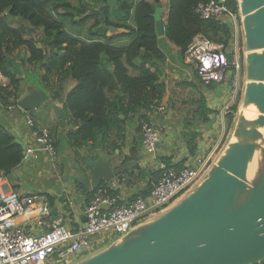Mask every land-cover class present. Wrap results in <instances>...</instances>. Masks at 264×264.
Masks as SVG:
<instances>
[{
  "label": "trees",
  "instance_id": "trees-1",
  "mask_svg": "<svg viewBox=\"0 0 264 264\" xmlns=\"http://www.w3.org/2000/svg\"><path fill=\"white\" fill-rule=\"evenodd\" d=\"M160 1L120 0L112 21L104 6L106 0H0V75L8 80L0 85V104L14 107L19 99L18 58L22 65L44 72L41 82L45 89L53 99L62 100L68 119L78 125L67 133L73 148L94 150L96 145L111 144L112 137L121 138L124 122L119 115L135 117L139 111L157 106L164 91L158 67L165 52L152 17ZM167 1L163 35L179 48L182 57L197 36L221 45L223 51L231 49L233 25L227 20H202L194 11L198 3L208 0ZM227 5L238 14L236 0H228ZM6 14L21 18L32 28L40 27L42 37H26L29 30L13 26ZM89 21L92 24L83 31ZM65 22L84 33L69 34ZM68 80L74 85L64 94ZM238 102L226 114L231 126ZM139 119L144 121V116L140 114ZM118 148L113 143L110 152ZM24 154V147L0 124V175H11Z\"/></svg>",
  "mask_w": 264,
  "mask_h": 264
},
{
  "label": "crops",
  "instance_id": "crops-1",
  "mask_svg": "<svg viewBox=\"0 0 264 264\" xmlns=\"http://www.w3.org/2000/svg\"><path fill=\"white\" fill-rule=\"evenodd\" d=\"M149 2L152 3L153 0ZM155 7L162 8L160 17L165 26L168 1L161 0ZM108 8L109 18L115 21L113 12L115 9ZM88 23L84 25L86 28L91 25ZM86 28H83V31ZM37 31L42 33V29ZM237 36L238 32L235 31L234 41L238 43ZM158 38L165 52V59L158 67L159 82L164 88L159 104L148 110L139 111L140 113L138 112L135 117H132V114L126 117L119 115L120 120L124 122L121 138L112 137L111 144L105 147L96 145L94 150L88 148L80 151L70 145L67 133L75 130L78 125L75 126L68 119L62 100L53 99L51 93L45 89L41 82L44 72L37 71L34 66L29 67L27 63L22 65L19 59L15 58L17 61L15 70L19 73L17 77L21 79L20 95L26 94L27 86H33L43 90L46 97L37 109L31 111L0 104V124L21 143L25 150H32L12 171V179L8 184L12 191L20 195L46 196L49 208V213L44 217L46 221L51 222L60 218L61 224L70 228L83 224L84 207L95 189L86 191L77 183L75 176L86 175L88 180H91L93 169L88 166L87 161L111 157L108 161L110 169L117 168L128 161H135L136 164L128 171L118 175L116 179L113 177L109 180L118 179L117 194L121 196L122 201L128 202L149 191L151 182L156 181L159 176L157 169L159 164L180 168L192 164L196 158L201 157L209 158L211 163L222 150L227 140L225 138L231 129L228 118L220 111L226 101L230 72H226L224 77L222 97H215L211 86L207 87L200 83L193 65L185 55L182 57L179 54V48L166 40L164 35ZM18 57L24 58L21 55ZM28 75L32 76L31 79ZM71 82L73 81H66L64 94L74 85V82ZM7 83V78L0 75V85ZM70 83L72 85L68 87ZM159 107H163L164 110L159 111ZM57 110L65 114L63 125L58 118ZM140 114L144 116V121L158 133L154 156L146 155L142 148ZM28 118L32 120L33 127L27 125ZM33 130L49 135L54 149L53 156H49L42 146L36 143L32 134ZM113 143L119 148L110 152ZM109 181H102L100 185L107 184ZM41 206L43 204L37 201L33 211L14 218V224L22 226L32 235L43 233L46 228L36 224L40 217L37 209ZM112 239V236L101 237L86 254L90 255L104 248L112 242ZM97 248L99 249L96 250ZM84 257L83 255L79 259Z\"/></svg>",
  "mask_w": 264,
  "mask_h": 264
},
{
  "label": "water",
  "instance_id": "water-1",
  "mask_svg": "<svg viewBox=\"0 0 264 264\" xmlns=\"http://www.w3.org/2000/svg\"><path fill=\"white\" fill-rule=\"evenodd\" d=\"M243 39V87L241 105L232 124L230 138L211 165L184 196L170 207L132 228L104 248L69 264H261L264 261V167L248 178L252 158L260 147L264 129V0H236ZM106 7L118 8V0H106ZM103 6V7H104ZM153 10L157 36L164 34L160 14ZM110 31L114 29L109 28ZM229 53V48L224 50ZM221 98L223 86L213 84ZM16 106L23 111L37 109L46 97L43 90L26 87ZM253 105L257 117L246 119L241 108ZM61 124L65 114L57 110ZM142 139V134L140 135ZM15 142L21 144L15 139ZM105 158L87 161L92 167L75 180L86 191L96 189L132 168L128 161L110 169ZM12 176H8L11 182Z\"/></svg>",
  "mask_w": 264,
  "mask_h": 264
},
{
  "label": "built area",
  "instance_id": "built-area-1",
  "mask_svg": "<svg viewBox=\"0 0 264 264\" xmlns=\"http://www.w3.org/2000/svg\"><path fill=\"white\" fill-rule=\"evenodd\" d=\"M227 2L228 0L200 2L194 11L202 20H227L234 27L239 15L231 11ZM238 52L239 45L234 41V36L228 54L223 51L221 45L197 36L187 48L185 56L193 65L200 83L205 86H223L226 72L232 71L231 67L238 69L235 65ZM228 85L226 101L220 110L223 116H226L231 100L235 97L236 77H233ZM158 109L164 110L163 107ZM26 123L33 127L30 118ZM140 125L144 153L154 156L158 133L145 121ZM32 134L36 143L40 144L49 156H53L54 149L49 135L36 130H33ZM31 152V149H26L24 158ZM209 163V158L201 157L180 168L159 164V176L156 181L151 182L149 191L128 202L122 201L121 196L117 194L118 179L100 185L84 207L85 221L76 228L62 225L60 218L46 221L44 217L49 213L47 197L20 195L10 189L7 177L0 175V264H69L74 258H77V261L88 253L101 237L112 236L116 239L123 236L138 224L154 218L170 207L176 202L177 195L186 192L202 177L206 171L205 166ZM37 201L43 206L37 209L40 217L36 224L46 230L41 234L32 235L22 226H16L14 218L33 211Z\"/></svg>",
  "mask_w": 264,
  "mask_h": 264
},
{
  "label": "rangeland",
  "instance_id": "rangeland-1",
  "mask_svg": "<svg viewBox=\"0 0 264 264\" xmlns=\"http://www.w3.org/2000/svg\"><path fill=\"white\" fill-rule=\"evenodd\" d=\"M6 19L8 20V22H10L13 26L15 25L16 27H21L23 30H29V32H27L28 34H26V37L27 36H30V37H32L34 40H39L41 37H42V33L41 32H39V31H37L38 29H40L41 30V28L39 27V28H32L31 26H29V24H27L26 22H23L22 20H21V18H19V17H10V16H8L7 14H6ZM235 22H236V25L234 26V30L235 31H237L238 32V45H239V52L237 53V62H236V66H238V69L236 70V69H232L234 72H232V71H228V72H230V79H229V81H231L232 79H233V77H236V80H237V87H235V88H237V90H236V94H235V97H234V99L233 100H231V103H230V107L229 108H231L236 102H237V100H239V102H238V105H237V111H236V113H235V117H236V114H237V112H238V109L240 108V105H241V93H242V87H243V82H244V77H243V73H244V71H243V61H244V54H243V44H242V42H243V39H242V29H241V22H240V18L239 17H237L236 18V20H235ZM88 24H92V21H89V23ZM64 27L67 29L66 31L69 33V34H74L75 33V35L77 34V35H82L84 32L83 31H81L80 33H78L77 31H76V28L74 27V26H72V24L70 25V23H68V22H65L64 23ZM83 28H86V26H83ZM234 35H235V32H234ZM37 45H39V44H37ZM16 55V54H15ZM13 58H14V56H13ZM15 62H17L16 60H15ZM29 67H33V65H30ZM28 77H29V79H31V75H28ZM69 81V80H68ZM69 83V82H68ZM71 83H73V82H71ZM69 84L68 85V87H70L72 84ZM233 89H234V87H233ZM240 94V96L238 97V95ZM228 111H229V109H228ZM228 111H227V113H228ZM234 117V119H236ZM234 122V121H233ZM233 124V123H232ZM231 128H233L232 126H231ZM226 131V130H225ZM232 131V129H230L229 130V132H228V135H227V137L225 138V140L226 139H228V137L230 138V132ZM230 133V134H229ZM215 158V157H214ZM214 158H213V160H214ZM212 160V161H213ZM212 163V162H211ZM211 163L210 164H207L206 166H205V170H207L208 169V167L211 165ZM201 177V176H200ZM199 180V179H198ZM197 180V181H198ZM196 181V182H197ZM196 182L194 183V184H196ZM193 184V185H194ZM193 185L189 188V189H191L192 187H193ZM188 189V190H189ZM187 190V191H188ZM187 191L186 192H182V193H180L179 195H177L176 197H175V200L177 201L179 198H181L182 196H184L186 193H187ZM163 210V209H162ZM161 210V211H162ZM113 239L112 240H114L115 239V237H112ZM111 239V238H110ZM106 246V245H105ZM104 246V247H105ZM99 248H97L96 250H98ZM102 249V248H101ZM95 250V251H96ZM100 250V249H99ZM98 250V251H99ZM86 255H89V254H84V256H86ZM83 256V255H82ZM76 259L77 258H74V259H72V260H70V262H75L76 261Z\"/></svg>",
  "mask_w": 264,
  "mask_h": 264
},
{
  "label": "bare ground",
  "instance_id": "bare-ground-1",
  "mask_svg": "<svg viewBox=\"0 0 264 264\" xmlns=\"http://www.w3.org/2000/svg\"><path fill=\"white\" fill-rule=\"evenodd\" d=\"M240 112L246 119L250 120H253L258 116L256 108L253 105L241 108ZM260 131L262 132V139L259 141L260 147L258 148L256 155L252 158L248 169V178L250 180H253L264 167V129H260Z\"/></svg>",
  "mask_w": 264,
  "mask_h": 264
}]
</instances>
